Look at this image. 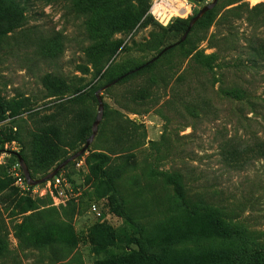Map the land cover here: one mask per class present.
<instances>
[{
    "label": "rangeland",
    "instance_id": "rangeland-1",
    "mask_svg": "<svg viewBox=\"0 0 264 264\" xmlns=\"http://www.w3.org/2000/svg\"><path fill=\"white\" fill-rule=\"evenodd\" d=\"M99 1L29 0L25 25L1 37L0 133L14 140L0 145V264H239L238 254L264 243V154L251 151L264 141V0H218L186 45L103 89L107 107L89 147L55 175L66 194L15 187L10 151L22 146L49 172L80 149L71 142L77 118L92 119L97 105L75 91L149 60L154 34L169 26L123 7L134 24L111 34L96 21L112 3ZM189 1L194 14L211 0ZM99 35L105 42L90 47ZM231 147L248 153L228 162ZM96 152L109 160L96 163ZM172 171L183 176L185 201L161 175Z\"/></svg>",
    "mask_w": 264,
    "mask_h": 264
},
{
    "label": "trees",
    "instance_id": "trees-1",
    "mask_svg": "<svg viewBox=\"0 0 264 264\" xmlns=\"http://www.w3.org/2000/svg\"><path fill=\"white\" fill-rule=\"evenodd\" d=\"M39 1H42V0H39ZM49 1H56V0H49ZM71 1H73L74 4H77V3L85 4L89 2L90 0H71ZM105 1L111 2L112 6L106 7L105 9L102 10V16L98 21H96V25L99 27L101 23L104 24V26L107 28L108 31L111 32V34L116 31L129 30L130 27H132V25L134 24V21H131L130 16H127L126 13H124V10L127 11L128 9H131V10L133 9L134 12L137 13V19H138L144 12L148 11V8H149V0H134L137 5V8L135 9L131 7L132 6L131 2L133 0H105ZM28 2L29 0H0V40H1L2 35L7 34L8 32H13L16 29L21 28L25 25L26 9H27ZM104 2L99 1L96 3L98 6L102 7ZM215 6L203 14V16L193 25V27L188 32V34L186 35L183 41H180V38L185 32L190 18L193 15H195L196 12H193L194 14L188 16L187 18H174L173 21L170 24H168L169 26L167 29H164L160 33L154 34L155 43L150 48L151 50L156 51V54L154 56H152L147 61L139 63L131 68H128L120 72L117 76L109 80L107 83L113 81L114 79H117L116 83L119 84L145 71H149L151 68H153V66H155L158 59L162 55H164L166 52L176 47H182L186 45L188 43L190 35L195 30V26L199 25L202 19L210 18L212 13L214 12ZM123 7H124V10H121L120 8H123ZM169 31H171L172 34H169L170 36H166V34L168 35ZM175 36H177V40H173ZM170 37L172 38V40L168 39ZM104 38L105 36H101V35L90 38V40L93 43L90 47H96L102 44L103 42H105ZM170 44H173V46L170 49H167L165 52H163L160 56L155 58L153 61H150L162 50V48ZM117 46H118L117 42L110 44L109 51L113 52ZM258 53L259 51H257V55H261ZM262 55L264 56V51L262 52ZM201 57L200 58L196 57L197 58L196 60H198V64L208 70H212L213 67L211 64L210 56H201ZM45 81L46 83H52L54 82V79H51L49 76H46ZM100 87L91 88L88 91H82L84 87H81L80 89L75 91L78 93L77 99L84 100L87 98L91 102L98 105L96 97H95V91H97ZM236 94H237L236 98L238 99L246 98L244 91L242 90L240 91L238 90ZM146 95L148 96L147 92H142L138 97H140V99H145L147 97ZM100 96L101 98H103L102 94H100ZM133 97H135V95ZM103 107H104L103 115H105V108L107 107L105 102H103ZM4 113H5V106H4L3 101L0 99V118ZM94 117H96L95 113L93 114L92 119L90 118L89 114L85 116L82 115L77 118L81 124V127L79 128L76 134L71 135V142H75L79 144V146L80 145L83 146L85 144L86 139L91 135V125H92L91 122L94 121L95 119ZM53 119H54V116L50 118H47L46 116L43 119V121H46L45 123H50L51 121H53ZM123 123L128 126L129 130L130 128L132 129V128L139 127L133 124L132 122H130L129 120H124ZM13 140H14L13 137L0 133V145L1 146H3L4 143L11 142ZM75 146L76 145H71V149L75 150L76 149ZM251 151L252 152L254 151L256 155H263L264 154V141H262L261 143H257L255 145V148L252 149ZM10 153L12 154L14 158H16L17 161H18L19 156L23 159V161L28 167L31 177L36 176V174L38 173L47 174L48 169L52 167V164H47V165L36 164V166H33V164L29 161V157L27 156V153L23 150L22 146H20V148L16 151L11 150ZM110 153L115 154V152H110ZM225 153H226L225 160L228 162H231V161H236L237 159H241V158L243 160V157H245L244 155H247L248 152L246 150L237 149L236 147H231V148H228V150ZM90 155L92 158L96 160V163H103L109 160V156L104 153L96 152V153H91ZM67 157H69V155L67 156L66 154H61L59 158H57L56 160L58 161L59 159H61L60 162H62ZM161 175H163L169 181V183L172 184L175 194L181 200L185 201L184 200L185 189H184L182 174L177 171H172L171 173L162 172ZM45 197H42V198H45ZM236 259L239 264H264V243L256 241L255 244L253 243V246L250 249H246L241 254H238L236 256Z\"/></svg>",
    "mask_w": 264,
    "mask_h": 264
},
{
    "label": "built area",
    "instance_id": "built-area-1",
    "mask_svg": "<svg viewBox=\"0 0 264 264\" xmlns=\"http://www.w3.org/2000/svg\"><path fill=\"white\" fill-rule=\"evenodd\" d=\"M192 11L193 6L189 0H149L147 12L157 23L167 26L174 18H187L192 15ZM12 175L17 190L21 194H29L31 197H43L48 193L55 196V191L59 194H66L68 189L64 180L58 176L52 177L42 185L31 186L27 183L19 165L12 171ZM92 209L98 218L101 217L102 213L96 206H92Z\"/></svg>",
    "mask_w": 264,
    "mask_h": 264
},
{
    "label": "water",
    "instance_id": "water-1",
    "mask_svg": "<svg viewBox=\"0 0 264 264\" xmlns=\"http://www.w3.org/2000/svg\"><path fill=\"white\" fill-rule=\"evenodd\" d=\"M218 0H211L208 4H205L204 6H202L200 9H198V11L196 12L195 15H193L189 22H188V26L184 32V34L182 35V37L180 38V41H183L186 37V35L188 34V32L191 30V28L193 27V25L203 16V14L212 9L216 4H217ZM173 46V44L167 45L164 48H162V50L154 57L152 58L150 61H153L155 58H157L158 56H160L163 52H165L167 49H170ZM117 82V79H114L113 81L105 84L104 86H102L101 88H99L97 91H95V97L97 100V111H96V117L94 119V121L92 122L91 125V135L86 139L85 144L76 152H74L73 154H71L69 157H67L65 160H63L62 162L58 163L52 170H50L47 174H45L44 176H42L41 178L38 179H33L30 176L29 170L27 165L25 164V162L23 161V159L19 156L18 157V165L20 166L22 173L27 181V183L31 186H35L38 184H41L47 180H50L52 177H54L57 172L64 167L65 165H67L70 161L78 158L79 156H81L89 147L92 139L94 138L97 129H98V124L100 122V119L102 117V113H103V101L102 98L100 96V92L103 89H106L107 87L112 86L113 84H115Z\"/></svg>",
    "mask_w": 264,
    "mask_h": 264
}]
</instances>
